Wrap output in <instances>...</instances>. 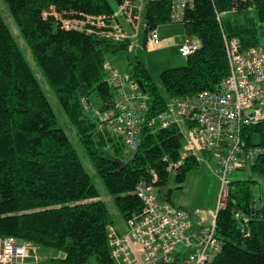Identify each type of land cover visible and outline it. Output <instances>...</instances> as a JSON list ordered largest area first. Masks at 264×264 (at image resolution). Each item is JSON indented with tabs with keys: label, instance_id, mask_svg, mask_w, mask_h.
<instances>
[{
	"label": "trees",
	"instance_id": "1",
	"mask_svg": "<svg viewBox=\"0 0 264 264\" xmlns=\"http://www.w3.org/2000/svg\"><path fill=\"white\" fill-rule=\"evenodd\" d=\"M5 2L35 67L55 94L127 225L144 210L137 194L142 181L150 183L156 177L159 202L173 205L172 191H164L170 179L184 183L201 163L196 158L183 160L181 131L146 125L138 147L131 150L121 136L101 131L97 118L82 105L83 99L100 100L107 108L114 94L105 82L104 66L108 61L118 68L128 58L131 42L67 30L53 14L77 20L111 16L115 13L111 4L107 0ZM114 2L119 7L124 0ZM224 15L233 19L224 20ZM170 16L169 2L148 3L146 34L170 25ZM181 26L201 47L187 58L185 67L161 73V89L140 62L131 74L125 73L144 83L149 122L167 113L173 99L215 92L220 87L230 73L225 37L239 38L243 49H264V0H254L253 5L241 0H194ZM255 135L260 136L259 143L254 142ZM243 137L248 147L264 146V124L245 127ZM176 165L179 167L170 173V167ZM247 167L264 177V155L240 170ZM254 183L232 182L228 207L217 217V236L223 247L212 264H264V206L253 196ZM237 213L242 217L237 218ZM109 227L123 235L115 229L107 205L99 200L34 69L0 14V238L31 243L38 253L55 251L59 256L50 259L53 264H91L92 257L98 264H117Z\"/></svg>",
	"mask_w": 264,
	"mask_h": 264
},
{
	"label": "built area",
	"instance_id": "2",
	"mask_svg": "<svg viewBox=\"0 0 264 264\" xmlns=\"http://www.w3.org/2000/svg\"><path fill=\"white\" fill-rule=\"evenodd\" d=\"M164 1L171 4L170 23L183 25L186 11L193 7L194 0H124L111 16L82 20L53 14L67 30L85 31L88 35L124 42L130 41V33L137 38L142 30L146 32L149 28L144 19L146 5ZM241 2L254 4V0ZM220 19L221 16L219 22ZM160 30L159 26L147 34V49L159 43ZM225 45L230 73L220 87L215 92L171 100L169 111L157 121L146 120L148 97L137 81L108 61L104 66L105 82L114 95L107 108L100 100H82L85 110L97 118L100 130L121 136L131 150L138 147L144 126L159 124L161 129L177 127L181 131L183 160L203 161L205 156L216 161L220 188L211 220L196 213L201 218L194 221V214L159 202L156 177L150 183L142 181L139 184L137 194L144 210L128 221L129 233L120 236L112 227L108 228L117 264H212L222 251L223 244L217 236V217L228 207L231 176L256 156L264 155V146L248 147L243 137L245 127L264 124V49H243L239 38L225 37ZM200 47L196 39L184 35L179 53L187 59ZM174 167L177 169L179 165L171 166L170 173L174 172ZM236 217L241 218L242 214L237 213ZM31 260H41L38 249L31 243L20 244L14 238H0V264H28Z\"/></svg>",
	"mask_w": 264,
	"mask_h": 264
},
{
	"label": "rangeland",
	"instance_id": "3",
	"mask_svg": "<svg viewBox=\"0 0 264 264\" xmlns=\"http://www.w3.org/2000/svg\"><path fill=\"white\" fill-rule=\"evenodd\" d=\"M107 1L111 4L113 10L116 12L118 7L116 6L114 0ZM0 14L13 34L19 49L22 51L34 69L42 89L56 114L59 125L64 129L67 136L69 137L74 149L79 155L82 164L84 165L85 170L90 175L92 182L99 193V200L103 201L107 205L115 229L121 234H128L129 227L117 209L114 197H112L106 191L103 180L97 173L95 165L90 160V157L84 146L79 141L75 129L66 120V117L59 106L55 94L49 88L45 79H43L39 69L35 67L31 50L27 46L19 27L17 26L8 9L5 0H0ZM252 16L253 14L251 13V17ZM224 18V20L233 19L230 15H224ZM183 31L184 28L181 25L170 24L161 26L160 42L162 41L163 37H167V40L163 48L155 52H149L146 50L143 33L139 34L137 38H135L132 33H130L131 47L127 54L128 58L121 64H118L117 69H120L124 73L131 74L135 64L140 62L147 68L154 83L161 89L160 75L163 71L172 68H181L187 65V59L181 56L178 48L174 47L173 45V42H179L180 38L184 34ZM260 139L261 138L259 135H255L254 142L259 143ZM215 165L216 161L214 159H212L209 163H200V167L190 172L187 175L185 182L182 184H178L172 177L168 187L165 188L164 191L166 192L168 189L172 191L171 201L173 205L179 209H183L194 214V219L195 217H200V215L196 213H201L202 215L205 214L208 217V220H211V214L216 209L220 188V181L216 174ZM231 181H254L255 183L252 186L253 196L259 199L260 206H264V177L255 175L251 169L247 167L244 170L236 171L231 176ZM46 254L49 256L52 254L53 256H56L55 251L39 250L41 261L39 262L32 260L28 264H53L51 263L49 256ZM91 264H98L95 257H92Z\"/></svg>",
	"mask_w": 264,
	"mask_h": 264
},
{
	"label": "crops",
	"instance_id": "4",
	"mask_svg": "<svg viewBox=\"0 0 264 264\" xmlns=\"http://www.w3.org/2000/svg\"><path fill=\"white\" fill-rule=\"evenodd\" d=\"M184 32V31H183ZM143 33V35H144V45H145V47H146V41H147V39H148V35L146 34V32L144 31V30H142L139 34H142ZM184 35H185V32H184V34H183V36L180 38V40H179V42H173V45H174V47H177L178 48V51H179V47H180V45L182 44V42H183V39H184ZM166 40H167V37H163L162 38V41L160 42V40H159V43L157 44V45H155V46H153L152 47V49H147V47H146V50H148L149 52H155V51H158L159 49H161V48H163V46H164V44H165V42H166ZM211 158H208V157H203V161H200L201 163H209V162H211ZM215 170H216V165H215ZM201 216L202 217H206L207 219H208V217L204 214V215H202L201 214ZM201 218V217H200ZM200 218L198 217V218H196L195 217V219H194V221H199L200 220ZM47 255V254H46ZM47 256H49V255H47ZM59 256V254H56V256H53V254L51 255V256H49V258L50 259H53V258H57Z\"/></svg>",
	"mask_w": 264,
	"mask_h": 264
},
{
	"label": "water",
	"instance_id": "5",
	"mask_svg": "<svg viewBox=\"0 0 264 264\" xmlns=\"http://www.w3.org/2000/svg\"><path fill=\"white\" fill-rule=\"evenodd\" d=\"M137 83H138V85H139V88H140V90L144 93V94H147V90H146V88H145V86H144V83H143V81H137ZM61 258H65V255L64 254H62L61 255Z\"/></svg>",
	"mask_w": 264,
	"mask_h": 264
}]
</instances>
